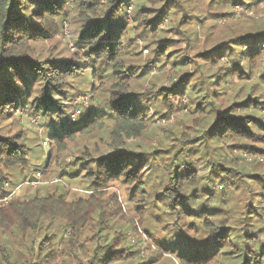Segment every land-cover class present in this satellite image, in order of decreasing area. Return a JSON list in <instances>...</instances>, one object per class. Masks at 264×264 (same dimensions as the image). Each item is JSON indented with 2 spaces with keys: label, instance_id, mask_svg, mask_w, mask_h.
<instances>
[{
  "label": "trees",
  "instance_id": "obj_1",
  "mask_svg": "<svg viewBox=\"0 0 264 264\" xmlns=\"http://www.w3.org/2000/svg\"><path fill=\"white\" fill-rule=\"evenodd\" d=\"M226 4L0 0V264H264V20L229 22L215 34ZM67 23L78 27L66 60L45 46ZM198 32L206 45L186 58ZM131 36L149 49L143 65ZM166 66L176 81L156 87L153 72ZM84 69L98 84L88 91L96 106L80 125L49 133L37 170L24 133L10 135L6 122L25 108L45 122L66 118L71 83ZM158 120L167 125L153 129ZM52 164L60 178L80 181L85 196L60 181L45 195H11L16 173L28 172L22 184L37 188L34 175ZM114 184L126 189L136 222L107 197ZM159 227L173 247L154 243L149 233Z\"/></svg>",
  "mask_w": 264,
  "mask_h": 264
},
{
  "label": "rangeland",
  "instance_id": "obj_2",
  "mask_svg": "<svg viewBox=\"0 0 264 264\" xmlns=\"http://www.w3.org/2000/svg\"><path fill=\"white\" fill-rule=\"evenodd\" d=\"M221 2H226V13H229V16L226 17H220L217 19L215 22V27L213 28V32L217 34L221 30H224L226 25L229 22H235L238 20H246L247 18L254 19L256 21L264 20V0H241V3H251L253 4V8H251V11H248L247 9L243 8V6L240 5H234L233 0H217ZM244 5V4H243ZM246 5V4H245ZM214 7V6H213ZM222 8V7H221ZM176 18H173L174 22ZM169 20L170 16L166 17L163 20V25L162 28H166L169 25ZM210 24L212 21H210V18L205 21V24ZM78 25L74 24L72 25L67 23L64 25L62 29V33H60L59 36H57L51 44H48L45 46L46 50L51 49V47H54L55 49V55L58 58L61 59H70L72 54L75 53V49L73 48V41L70 38V33L74 28H77ZM197 34V41L195 43V48H189L187 49V52L185 53L186 58H190L192 54H194L197 51L202 50L205 45H206V37L201 34V32H198ZM132 38V43L134 44V48H136L135 52L137 53L136 56H134V62L135 64H145L147 62V58L150 55L149 49H145L146 43L144 42L145 40L142 38H137L133 37ZM166 38L173 39L174 35L168 34ZM247 51V47H243L242 53ZM191 61V59H189ZM228 60L225 57L219 58V63L220 64H226ZM192 63V61H191ZM78 64L82 66H85L86 64L83 63L82 60L78 62ZM82 72V75L78 78L75 79L74 82L71 83V89L69 91L68 95V100L66 104L69 105L68 109V118L64 117L63 119H58L54 122H45L42 121L39 116H32L29 112L28 108H25L24 110H18L14 112V121H7L6 123L10 125L8 128V133L10 135H13L14 133L22 132L25 135L26 141L25 145L31 149V151L34 153V156L36 157V169L41 170L43 168L45 159L47 158V154L49 151V147L47 148V140L49 137V133L54 130H58L62 125H67L71 126L69 123V118L71 115L72 110L74 111V108L77 106V104H80L81 108V115L77 119L75 123H73L75 126L80 125L85 119H87L88 116V111L96 106V103L90 99V95L88 94L89 88L94 85L97 87V83L95 81L91 82L89 79V73L87 71ZM174 72H171V67L166 66L165 68H160L156 69L153 72V80L155 82L156 87H170L172 84L175 83L174 79ZM184 105L187 106L186 99H183ZM170 123H176L175 116L170 117ZM167 125L166 120L160 121L158 120L156 124L154 125L153 129L159 128V127H165ZM183 129V128H182ZM184 130V129H183ZM86 143H89V146L93 148V144L95 143V139H87ZM153 146H155V143H152ZM81 145H75L71 148L72 151H75L77 148H80ZM70 154L71 152L67 153L64 155L63 159L68 162L70 159ZM249 157H244L246 162H250V160H247ZM262 159V160H261ZM259 159L261 163L264 164V158ZM70 169H67V173H69ZM61 172L60 165L57 164H52L50 169L47 170L46 173L40 174L37 173L34 175V177L38 181L43 183V186H39L35 188L36 186H29L24 183V178L27 175V177H31V175H28V172H23V173H16L15 177L12 178V184L13 185V191L12 194L13 197L17 198H29L31 195L34 194H39V195H45L46 191H51V187L57 185V184H52L54 182L60 181V183H65L69 186V192L71 195L75 194L77 197H84V185L76 180V182L72 183L68 181L66 177L60 178L59 173ZM32 179V178H30ZM27 179V180H30ZM34 180V179H32ZM59 184V183H58ZM21 186V187H18ZM10 195V197H11ZM128 193L126 189L118 184H114L108 189V194L107 197L109 199H115L117 201V204L121 206V213L125 218L132 219L134 222L137 221L136 215L133 213L134 212V204L130 201H128ZM108 199V198H106ZM9 198L5 201L6 203L8 202ZM111 203V202H110ZM160 228V227H159ZM156 229L154 232H150V236L152 237L153 241L155 244H161L162 239L164 241L167 240V237L165 235V232L161 231L162 228ZM59 233L57 234L58 237L63 236L65 230L63 226L60 225L57 230ZM55 232V230H54ZM138 232L140 236L143 237L144 241L146 242L147 240L153 244V241L146 237L143 232L141 231L140 228H138ZM68 232H65L64 239L68 237ZM129 241L131 244L135 245V248L137 250H140V246H137V244L134 241V238L132 237L131 234L128 235ZM264 239V238H263ZM149 242H146L147 244ZM168 245L170 247H173L175 244V240H167ZM145 257L144 254L141 255V257Z\"/></svg>",
  "mask_w": 264,
  "mask_h": 264
},
{
  "label": "built area",
  "instance_id": "obj_3",
  "mask_svg": "<svg viewBox=\"0 0 264 264\" xmlns=\"http://www.w3.org/2000/svg\"><path fill=\"white\" fill-rule=\"evenodd\" d=\"M79 106H80V104H77V106L74 108V111L72 110L71 115H70V118H69V123L70 124L71 123H75L77 121V119L80 117V115H81V108ZM17 112H18V110H17ZM247 160H250V158H247ZM37 184H38L37 182H31V183H28L26 185L36 186ZM18 187H21V186H18Z\"/></svg>",
  "mask_w": 264,
  "mask_h": 264
}]
</instances>
